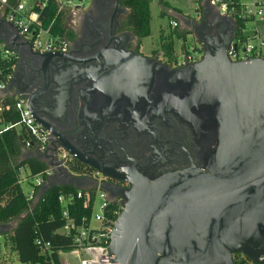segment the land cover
Returning a JSON list of instances; mask_svg holds the SVG:
<instances>
[{
	"label": "water",
	"instance_id": "water-1",
	"mask_svg": "<svg viewBox=\"0 0 264 264\" xmlns=\"http://www.w3.org/2000/svg\"><path fill=\"white\" fill-rule=\"evenodd\" d=\"M200 7L199 20L181 17L203 48L200 61L171 72L155 58L135 55V60L151 72L152 80L154 70L170 75L168 86L178 87L181 99L185 95L174 100L176 112L203 141L213 138L215 150L203 169L192 167L154 180L126 172L131 189L113 195L122 200L109 246L113 264H233L234 254L264 264V58L230 62L234 21L222 17L210 0H202ZM221 25L230 28L229 35L210 34L214 28L220 33ZM0 30V41L18 56L24 47L32 51L18 29L2 18ZM12 80L2 95H19L12 93ZM29 158L44 162L36 153L22 152V161ZM65 185L97 187L89 179L55 175L42 185L35 202L48 189ZM101 189L114 203L107 187ZM15 226L0 225V236Z\"/></svg>",
	"mask_w": 264,
	"mask_h": 264
},
{
	"label": "flooded vegetation",
	"instance_id": "flooded-vegetation-1",
	"mask_svg": "<svg viewBox=\"0 0 264 264\" xmlns=\"http://www.w3.org/2000/svg\"><path fill=\"white\" fill-rule=\"evenodd\" d=\"M67 1L75 3L68 5L74 38L67 49L41 54L22 48L12 80V93L25 99L48 133L42 157L55 158L64 151L72 171L80 178L100 179L111 199L131 189L127 171L154 180L192 167L203 169L215 150L214 139L203 141L176 112L174 100L180 101L182 93L168 86L169 74L154 70L152 80L150 71L140 69L135 55L147 56L126 27L129 10L121 0ZM220 30L210 34L231 32L225 25ZM148 57L171 72L189 65L164 61L154 52ZM113 202L121 206L122 200ZM240 257L234 254L233 264Z\"/></svg>",
	"mask_w": 264,
	"mask_h": 264
},
{
	"label": "built area",
	"instance_id": "built-area-1",
	"mask_svg": "<svg viewBox=\"0 0 264 264\" xmlns=\"http://www.w3.org/2000/svg\"><path fill=\"white\" fill-rule=\"evenodd\" d=\"M49 1L51 0H29V2L18 0L15 7L6 11L8 0H0L1 18L6 23L16 27L20 36L31 44L32 50L41 54L62 53L69 45V40L66 36L53 35L50 28H44L39 14L34 11L36 6L43 9ZM53 1L56 2L57 14L67 9L70 4L68 1L65 2V5L61 0ZM210 5L222 17L228 18L235 23L234 37L228 50V57L232 62H246L252 59L264 58V0H253L250 7L243 4L241 0H238V2L235 0H210ZM198 14L197 20L200 18V14ZM249 24L253 26L248 27ZM170 26L173 29L177 28L178 23L171 21ZM202 55L203 48L194 38L190 45H184L181 57L179 60L177 59V64L196 63L201 59ZM0 59L5 61L6 64H11V71L4 75V78L0 81V118L2 114L11 112H16L19 117L16 123L7 122L1 124L0 134L14 129L19 135L23 136V152L36 153L43 156L47 152L48 133L35 121L25 99L19 95H2L13 79L18 54L9 49L5 42L0 41ZM1 73L0 70V75ZM7 98H10L13 103L7 102ZM43 159L44 163H49V165H46V169L43 172L32 177L34 183H30L29 191H23L29 203H35L40 188L52 176L65 177V175L69 174L75 178L82 177L72 171L64 151H58L55 158L47 157ZM26 180L28 179H24V181ZM92 180L97 183L96 188L89 190L77 189L75 192H65L58 196V202L63 207L62 215L66 220V224L57 232L65 237H71L73 241L72 250L59 252L58 255L60 259L62 253L75 254L79 258L77 264H113L109 251L116 221L113 220V217L119 216L122 207L119 206L110 211L109 204L111 202L108 201L106 193L101 189L102 181L96 177H93ZM19 183L20 185L22 184L21 179ZM92 190H94V200L91 203V208L93 211L96 198H98L100 200L98 212L91 214L88 225H85L84 219L77 225L69 217L67 207L75 199L83 200L84 206H89L90 191ZM92 222H97L98 227H92ZM34 243L42 255L50 252L51 244L44 241L41 237L37 236ZM241 260L240 257L237 264H254L250 261L241 263ZM60 264L71 263L69 260L65 259L62 261L60 259Z\"/></svg>",
	"mask_w": 264,
	"mask_h": 264
},
{
	"label": "trees",
	"instance_id": "trees-1",
	"mask_svg": "<svg viewBox=\"0 0 264 264\" xmlns=\"http://www.w3.org/2000/svg\"><path fill=\"white\" fill-rule=\"evenodd\" d=\"M235 1L238 2V0ZM121 2L129 10L125 22L126 27L138 39L140 46L141 40L150 36V1L121 0ZM201 2L202 0L197 1L195 11L200 14ZM17 3L18 0H8L6 11L15 7ZM160 4L163 8H168L164 2ZM34 11L39 14L42 26L50 28L53 35H64L69 41L73 40L72 31L66 27L65 12L56 13L55 1L47 2L43 9L36 6ZM165 15L166 13L163 10L161 16ZM172 33L177 40L182 41L181 50H183L188 33L177 28L172 29ZM10 65L0 59V70L2 72L0 81L4 78V75L11 71ZM6 101L13 103L10 98H7ZM18 120L19 117L16 112L2 114L0 128L1 124L16 123ZM22 152V135H19L14 129L0 134V225L11 222L16 224L12 232L6 233L4 237L11 243V251L16 253L20 264H60L59 252L72 250L73 241L71 237H65L57 232L66 224V220L62 215L63 207L58 202V196L65 192H75L77 189L68 185L54 186L48 189L37 202L29 203L19 183V172L25 168L28 171V178H32L43 172L46 169V164L36 158L22 161ZM74 168L71 167L72 170ZM93 200L94 190L90 191L89 206L85 207L84 201L78 199L68 205V215L75 221V224H80L82 219H84L85 225L89 224ZM118 207V204H109L110 211ZM117 217H113V220H116ZM37 236L51 244L48 254L42 255L35 246L34 240ZM241 259V263L249 262L245 257H241ZM0 264H4L1 259Z\"/></svg>",
	"mask_w": 264,
	"mask_h": 264
},
{
	"label": "rangeland",
	"instance_id": "rangeland-1",
	"mask_svg": "<svg viewBox=\"0 0 264 264\" xmlns=\"http://www.w3.org/2000/svg\"><path fill=\"white\" fill-rule=\"evenodd\" d=\"M26 2H29V0H25ZM67 0H61V2L65 5V2ZM197 0H150V26L152 29V35L148 39H144L142 41L141 45L142 48L140 49L142 54L144 56H150L151 52L154 51L159 45L160 41L165 42V45H167L169 51H171L175 56H177L178 60L181 57L179 54V50L177 48V45H179V42L176 40L175 36L172 33V28L169 24L170 21L173 20V14L168 13V8L174 9L177 8L184 12L185 14H194V16L197 15L198 12H195L197 8ZM253 0H241V2L247 6H251ZM161 2H164L168 8H163L161 6ZM72 3V2H71ZM70 3V4H71ZM72 6L75 5V3L71 4ZM165 11L166 15L161 16V12ZM66 15V26L71 27L74 20L72 19V13L71 11L67 9L64 10ZM195 19V18H194ZM252 27V24H249L248 27ZM194 40V37L191 34L187 35L185 44L190 45ZM182 43V41H180ZM264 55V52H263ZM164 60L163 58H161ZM178 60L173 61L176 63ZM19 178L22 181V189L24 192L29 191L30 189V183H34L32 178H28V171L23 168L19 172ZM28 179L24 181V179ZM100 200L96 198L92 214H95L98 212L99 209ZM14 224V223H13ZM92 227H98L97 222L91 223ZM6 233H9V231H6ZM0 259L4 264H20L16 253L11 251V243L9 240L4 237V235L0 236ZM60 259L63 260H69L71 264H77L79 262V258L75 254H64L62 253L60 255Z\"/></svg>",
	"mask_w": 264,
	"mask_h": 264
},
{
	"label": "crops",
	"instance_id": "crops-1",
	"mask_svg": "<svg viewBox=\"0 0 264 264\" xmlns=\"http://www.w3.org/2000/svg\"><path fill=\"white\" fill-rule=\"evenodd\" d=\"M150 1V0H149ZM198 1V0H197ZM196 1V2H197ZM149 5H150V2H149ZM149 8H150V6H149ZM150 10V9H149ZM168 10V13L169 14H173L174 16H173V20L172 21H176L177 23H178V27H177V29L178 30H185L187 33H188V28L186 27V24L181 20V17H184L185 19H189V20H191V19H194L195 21H197V19H196V17H197V15L196 16H194V14H185L184 12H182L181 10H179V9H177V8H174V9H167ZM196 11V10H195ZM199 13V12H198ZM197 13V14H198ZM200 14V13H199ZM198 14V15H199ZM201 15V14H200ZM0 18H1V15H0ZM171 22V21H170ZM170 22H169V24H170ZM172 28V27H171ZM173 29V28H172ZM6 30V29H5ZM2 34H3V31L2 30H0V36H2ZM152 35V29H151V26H150V36ZM149 36V37H150ZM149 37H147V38H143L142 40H141V43H142V41H144V39H148ZM177 40V39H176ZM178 42H179V45H177V48H178V50H179V54H180V56H181V53H182V50H181V45H182V43L180 42L181 40H177ZM184 45H185V43H184ZM142 48V45L140 44V49ZM157 53L158 55H159V57L160 58H163L164 59V61H168V62H171V61H176L178 58H177V56H175L171 51H169V49H168V47H167V45H165V42H163V41H160V45L154 50V51H152L151 52V54L152 53Z\"/></svg>",
	"mask_w": 264,
	"mask_h": 264
}]
</instances>
